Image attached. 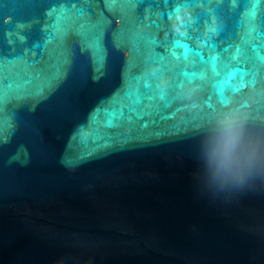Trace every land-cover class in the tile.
Instances as JSON below:
<instances>
[{
    "label": "water",
    "instance_id": "water-1",
    "mask_svg": "<svg viewBox=\"0 0 264 264\" xmlns=\"http://www.w3.org/2000/svg\"><path fill=\"white\" fill-rule=\"evenodd\" d=\"M211 7L224 26L213 37L216 53L227 57L234 48L223 49L239 45L245 32L244 3L238 0L235 10ZM92 8L107 21L103 63L70 35L55 87L43 97L8 100L0 113V264H264V191L223 201L204 195L192 179L201 129L216 109L232 103L264 113V63L241 65L223 88L214 86L223 73L185 81L163 112L167 120L157 116L146 130L125 123L121 131L128 134L97 147L78 132L91 131L90 118L121 88L129 62L141 54L167 55L166 47L148 40L167 45L177 34L165 24L171 10L165 0H145L132 11L93 0ZM48 11L43 0H0L4 51L43 44L39 30ZM204 11L188 8L192 19ZM190 34L197 39L180 37L193 49L187 63L198 62L197 50L207 60L209 49L200 47L206 26L201 22ZM48 38L55 41L54 34ZM182 51L172 63H185ZM98 119L103 124L105 117Z\"/></svg>",
    "mask_w": 264,
    "mask_h": 264
},
{
    "label": "snow or ice",
    "instance_id": "snow-or-ice-1",
    "mask_svg": "<svg viewBox=\"0 0 264 264\" xmlns=\"http://www.w3.org/2000/svg\"><path fill=\"white\" fill-rule=\"evenodd\" d=\"M49 5L43 27L39 30L40 36L46 38L44 43H36L34 47L23 49H11L5 52L0 46V113L8 100H22L26 96L43 97L46 92L51 91L63 76V65L66 64V43L70 35H75L81 41L82 49H91L96 63H103V35L107 21L102 13L92 8L93 0H43ZM145 0H105L106 7L110 9L135 10L137 4ZM171 10L167 13L166 26L174 29L176 38L169 41L167 45H161L157 40L150 39L148 44L164 46L167 55L150 53L141 54L142 59L129 62L124 71L123 84L110 100L98 107L90 118L91 131L81 129L78 136L82 142H91L97 147L106 146L108 142H116L121 136L128 133L121 131L125 123H131L133 129H148L156 123L155 117L167 120L163 112L171 106L174 99L179 98L178 89H182L184 82L200 80L207 82L211 77L224 74L223 81H217L216 87L227 86L230 79L241 73V65L258 61L264 63V18L257 19L258 12L264 6V0H243L244 14L241 23L245 32L239 45H230L223 49V53L231 54L224 57L222 53H216L217 45L213 37L218 36L223 30V24H217L215 9L230 4L235 10L238 0H165ZM185 8H203V13H197L195 19L185 16L180 23L186 31H176L174 24L177 14ZM164 20L165 14H159ZM201 22L207 28V36L200 47L209 49V56L205 60L201 51H196L198 62L187 63L189 54L193 51L184 40L197 39L190 33L195 32ZM20 28L29 27L25 23L18 25ZM156 27H161L156 24ZM54 34L55 41L49 39ZM24 43V37H20ZM55 47L48 52L47 45ZM11 43V41H9ZM35 49H44L39 52ZM182 49V57L185 63L174 64L173 59L179 60L176 50ZM47 52V59H45ZM216 53V54H213ZM37 56L39 58H37ZM61 58L62 61H61ZM171 58V59H170ZM159 61V66L150 68L149 65ZM166 74H171L169 79H164ZM103 115L105 120L100 123L99 117ZM3 117L0 116V125ZM132 129L129 130V133ZM75 139V137H74ZM4 138L0 136V143Z\"/></svg>",
    "mask_w": 264,
    "mask_h": 264
},
{
    "label": "clouds",
    "instance_id": "clouds-1",
    "mask_svg": "<svg viewBox=\"0 0 264 264\" xmlns=\"http://www.w3.org/2000/svg\"><path fill=\"white\" fill-rule=\"evenodd\" d=\"M185 16L187 8L174 22ZM192 179L204 195L223 201L264 191V113L232 103L216 109L201 129Z\"/></svg>",
    "mask_w": 264,
    "mask_h": 264
}]
</instances>
